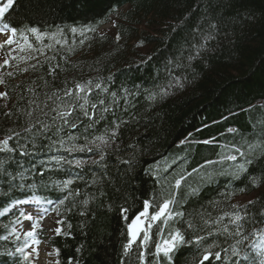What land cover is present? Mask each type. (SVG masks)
<instances>
[{"label": "trees", "instance_id": "16d2710c", "mask_svg": "<svg viewBox=\"0 0 264 264\" xmlns=\"http://www.w3.org/2000/svg\"><path fill=\"white\" fill-rule=\"evenodd\" d=\"M5 23L18 31L37 27L62 36H57L61 43L45 38L40 44L29 33L42 54L20 52L13 44V56L34 59H11L7 52L13 45L0 50V64L9 59V65L0 68V93H7L0 98V141L11 136L9 147L15 149L0 152V237H7L0 239V264H35L33 255L24 260L15 252L21 241L10 235L20 225L14 221L23 220L22 209L13 205L29 199L51 202L52 226L47 229L41 221L38 232L51 264H139L140 240L123 256L127 225L145 200L153 201L151 213L173 194L172 210L184 215L152 224L146 264H200L211 244L217 245L211 251H221V259L213 255L204 264H252L244 255L259 264L252 245L264 248V0H14L0 18V25ZM107 24L110 29L101 30ZM90 27L96 31L80 35ZM200 32L215 39L189 61L201 43ZM50 43L52 48L45 47ZM89 81L92 91L79 96H87L91 120L78 107L83 99H76V85ZM97 82L107 91L95 89ZM68 90L71 96H65ZM163 91L168 95H161ZM150 93H156L155 100L147 98ZM61 101L73 106L69 119L79 127H64L59 134L52 127L34 138L41 128L37 121L52 124V109ZM105 107L108 111H102ZM106 129L117 135L99 165L91 163L99 159L98 153L59 148L61 138L72 135L79 137L75 143L84 144L85 135L91 139ZM19 145H26L30 154L21 156ZM232 146L245 155L233 152ZM229 154L237 160H222ZM55 157L87 163L82 168L57 165ZM248 160L251 163H245ZM241 163L246 171L237 177L232 173ZM5 172H23L25 187H18V177L11 181L17 187H10ZM69 177L74 183L58 191L55 182ZM181 177L177 189L175 181ZM76 190L79 195L58 203ZM122 208L127 213L122 214ZM235 212L244 217L240 236L223 231L225 225L229 232L236 231L225 215ZM220 216L224 220L215 223ZM161 229L164 238L179 229L186 242H177L168 256L161 253L157 258ZM17 233L22 240L23 232ZM198 236L206 239L196 244ZM232 247L240 257L232 256ZM223 249H228L227 256Z\"/></svg>", "mask_w": 264, "mask_h": 264}, {"label": "snow or ice", "instance_id": "6c2138e0", "mask_svg": "<svg viewBox=\"0 0 264 264\" xmlns=\"http://www.w3.org/2000/svg\"><path fill=\"white\" fill-rule=\"evenodd\" d=\"M14 3V0H6V2L0 3V18H3L6 13L12 8ZM210 27L215 28V25H210ZM76 28H72L71 32L73 34L77 33ZM95 28H87L84 30H80V35L84 36L85 32H95ZM10 35H7L5 39L0 40V50H3L7 48L10 45H17L19 48L20 52H25V51H30V52H35V51H40L41 54L43 53V49H37L33 46L31 41L29 40V33L35 38V40L43 44V41L45 38H47L50 41H55L56 43H61L59 39H57V36H62L61 33H43L41 32L37 27H29L24 30L18 31L16 27H9L8 24H3L0 26V34H5L9 33ZM201 43L195 47V56L190 55L188 57L189 61L195 59L200 55V52L203 51L207 45V42L214 40L215 37L212 33H205V32H200L199 33ZM119 34L117 35V40H119ZM83 43V40L80 41ZM45 47L52 48L53 45L50 43L48 45H45ZM17 51V48H10L7 52L8 57L11 59H34L35 57L33 56H27V57H16L13 56V53ZM9 65V59H5L3 64H0V68H3L5 66ZM180 65H177L179 67ZM32 67H35L33 65ZM8 75H12L11 72L8 73ZM0 83H3V80L0 79ZM176 84L180 87H183L181 84L179 78L176 79ZM93 84L91 81H89L86 84H77L76 89H77V100L83 99L84 103L79 104L78 107L83 111V115L88 117L89 120L92 119L91 116H89V113L87 111L86 105L89 103L87 96L80 97L79 93L80 92H85L87 91L90 93L92 91ZM95 89H99L101 91H107V88H102L101 83L97 82L94 84ZM161 95H168L167 91H163L160 93ZM7 93H0V98L5 97ZM72 92L71 90H68L65 92V96H71ZM115 96V93L112 94ZM149 100H155L156 99V93H150L147 97ZM51 99V97H49ZM58 100H60V97H57ZM101 105L104 104V100L101 99L99 101ZM39 107V106H38ZM72 105L67 104L66 102L61 101V104H57L55 108L52 109V111L56 112V115L51 117L52 119V124H47L43 121L38 120L37 123L41 125V128L37 130L36 133L33 134V137H38L40 135H43L44 133H47L48 131L51 130L52 127L56 128V133L59 134L63 131L64 127H69L72 129H75L79 127V124L71 121L69 117L72 116ZM91 107L93 109L96 108V104H92ZM102 111H108V109L105 107L102 109ZM41 112H43V109H41ZM45 116L48 115V113L43 112ZM31 115V113H29ZM59 120L61 121V124L57 125L56 121ZM88 127H92L91 124L88 125ZM119 125H116V128H118ZM27 131H31V127L27 129ZM229 132H234L235 129H228ZM16 137H19V133L15 134ZM116 131L113 130H108L106 129L105 132L101 135L94 136L91 139L87 135L83 137L85 143L84 144H77L75 141L79 139V137H75L72 135H69L66 139L61 138L58 141L59 148H62L64 151L68 153H74V152H89V153H98L99 159H93L91 161L92 164H101L105 160V148L106 147H111V142L115 141L116 138ZM12 139V137H8L4 139L3 141H0V152L2 151H8V152H14L15 149L9 147V140ZM205 143H209V141H205ZM35 147V145H33ZM19 150H20V155L21 156H26L29 155L30 153L27 150L26 145H19ZM232 151L235 153H238L241 157L245 155L243 151L240 150V148L236 146H232ZM55 162L57 165H62V164H69L72 165L74 164L77 168H82V166L87 163V161L81 160V159H76L74 161L72 160H67L65 157H55ZM223 159L231 160V161H236L237 160V155L235 154H229L225 157H222ZM222 162V161H221ZM124 163H128V161H124ZM206 163H213L211 161H208ZM245 163H251L250 160L245 161ZM3 162L0 161V169H2ZM195 171V170H194ZM246 171L245 164L241 163L238 164L232 173L235 176H239L240 172ZM5 175L10 177V187H17V185H12L11 181H14L19 178L21 183L18 185L20 189H23L25 187L23 181L26 179L25 175L23 172H19L16 175H12L9 172H5ZM41 176H43V172L40 173ZM184 179V177H181L180 179H177L175 181V187L179 189L181 185V180ZM74 183V178L69 177L68 179H65L63 181H56L55 182V187L57 188L58 191L64 192L65 190H68L70 186ZM93 183H95V180H93ZM31 187V185H29ZM195 191V190H194ZM75 195H79V190H76L75 193L69 192L67 196H65L63 199H60L58 201L59 204H64L66 200L69 199V197ZM175 194L172 195V198L166 199L163 201V203H159L154 211L150 213V209L153 207V201L150 200H145L143 202V209L138 212L132 219L131 222L128 223L127 225V242L123 245V256L128 257L129 253L133 249V246L136 244L137 240H140L139 244V252H138V261L139 264H146V256L148 254L147 249L149 242L151 240V235H150V229L152 227V224L157 221H161L163 218L164 222L167 223L168 220L173 219L176 216H183V212H174L172 210V205L175 203ZM17 204L21 203H27V201H17ZM48 203H51L50 201ZM83 203L86 205L88 203V200H84ZM235 207V206H233ZM48 209H44L43 211H40L38 209H26V210H21L19 215L20 217L23 218V221H30L31 223L28 224L23 231V239L21 240V235L17 233V230L15 227H13L11 234L15 235V239L17 241H21L20 245L16 247L15 252L19 253L23 256L24 260H29L30 257L35 254V256L38 258L39 257V250L38 246L40 244V240L38 237V232L42 230V224L41 221L44 219V213H46ZM128 209L122 208L121 213L125 214L127 213ZM2 215V213H0ZM226 216H229V223L232 225H235L236 231L234 233L229 232V228L227 225L224 226L223 231L227 233L228 235H236L240 236L242 235V224L241 221L244 219L243 216L239 212L235 213H226ZM124 219H127L126 216H123ZM147 218V219H144ZM224 220V216H220L217 218L215 223L222 222ZM23 221L17 218L14 223L15 224H21L23 226ZM56 223L59 225L62 223L61 220H57ZM207 223V222H206ZM147 225V227H145ZM189 227H192V224L189 223ZM70 227V225H69ZM57 233L61 231L59 227L55 229ZM141 233H143V237L141 239ZM213 235L212 232L208 233V236ZM0 239H7V237H0ZM206 237L204 236H198L195 238V243L200 244L201 241L205 240ZM177 242H186L184 240V236L180 233L179 229H176L173 232L168 233V238H164L163 236V229L160 230V239L158 242L155 243V252L154 255L159 258L160 254L163 253L164 256H168L169 253L173 250ZM239 243V241H238ZM217 247L215 244L208 245L207 248L204 249V254L203 258L200 261V264H204V261H210V258L214 255L215 260L219 261L221 259V251H216L213 253L211 251V248ZM253 250H256V255L260 257L259 259V264H264V248H259L257 250V245H252ZM26 249H32V252H26ZM225 255L227 256L228 249H223L222 250ZM231 254L232 256L235 257H240L241 253L236 247H232L231 249ZM252 259V264H257V261L254 257H250V255H244L242 259L244 261H248L249 259ZM123 264V261H122ZM237 264H239V261H237Z\"/></svg>", "mask_w": 264, "mask_h": 264}, {"label": "rangeland", "instance_id": "374dc122", "mask_svg": "<svg viewBox=\"0 0 264 264\" xmlns=\"http://www.w3.org/2000/svg\"><path fill=\"white\" fill-rule=\"evenodd\" d=\"M110 29V24H107V25H105V26H103L102 27V30H106V31H108ZM7 35H10L9 33H5V34H0V40H3V39H5L6 38V36ZM15 47V45H13L12 46V48H14ZM252 195H250V196H246V197H244V198H242V199H249V197H251ZM27 209H38V208H35V207H33V206H27ZM45 218V217H44ZM144 219H147V218H144ZM45 220V225L46 226H48V225H50V223H51V217H47L46 219H44ZM145 227H146V225H145ZM43 247V246H42ZM39 248V247H38ZM43 250H44V248H43ZM45 251V250H44ZM29 252V251H28ZM41 256V253H40V255H39V257ZM42 256H43V254H42ZM43 262V264H50L51 263V261H52V257H50L46 252H44V256H43V260H42ZM37 264H39V262L37 263Z\"/></svg>", "mask_w": 264, "mask_h": 264}, {"label": "bare ground", "instance_id": "6f19581e", "mask_svg": "<svg viewBox=\"0 0 264 264\" xmlns=\"http://www.w3.org/2000/svg\"><path fill=\"white\" fill-rule=\"evenodd\" d=\"M40 264H43V263H42V261H41V263H40Z\"/></svg>", "mask_w": 264, "mask_h": 264}]
</instances>
